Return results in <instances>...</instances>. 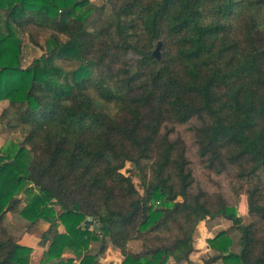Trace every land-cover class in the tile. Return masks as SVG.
<instances>
[{
	"label": "trees",
	"instance_id": "1",
	"mask_svg": "<svg viewBox=\"0 0 264 264\" xmlns=\"http://www.w3.org/2000/svg\"><path fill=\"white\" fill-rule=\"evenodd\" d=\"M108 2L113 16L91 30L90 0H0L1 120L25 136L0 150V264H31L5 225L21 195L26 228L50 224L40 264H98L109 244L122 264H181L216 217L239 231V251L223 231L207 264H264V0ZM39 34L44 52L23 68V37L40 46ZM193 119L206 166L248 184L249 224L221 195L191 191L168 123Z\"/></svg>",
	"mask_w": 264,
	"mask_h": 264
},
{
	"label": "rangeland",
	"instance_id": "2",
	"mask_svg": "<svg viewBox=\"0 0 264 264\" xmlns=\"http://www.w3.org/2000/svg\"><path fill=\"white\" fill-rule=\"evenodd\" d=\"M90 3L96 6L98 9L88 21L89 28L93 30L99 23L103 22L104 19L111 18L113 14L108 0H90ZM34 36L40 43V46L34 44L28 35L23 37V51L21 60V65L23 68L29 67L34 62V60L40 58L44 52V48L42 47V45H44V42L42 41L44 35L39 34ZM8 104V101L0 102V150L12 149V146L17 147L24 144L25 141V136L20 130L13 132H10V130L8 131L1 120V114L8 107ZM199 125L200 122L197 119H193L185 125L168 123L169 128H174L171 138H181L185 142L186 155L189 159L190 168L192 169L193 175L195 177V183L191 191L195 193L198 190H203L212 197L221 195L229 206H232L233 209L235 208L238 216L241 217L243 224L247 225L251 221L248 207V195L246 193L248 184L245 181L237 179L235 171L232 169L218 173L216 170H211L206 166V163H204L199 155L200 153L195 140L194 130ZM123 172L127 175H131L135 185L140 189V180L137 179V172L135 171L134 167L131 164H127ZM19 199L21 200L22 205H20L18 211L11 212L6 215L5 225L9 229L11 239L20 243L22 242L23 238L29 239L31 237L29 234H26L28 230L26 228V221H24L19 215V211L22 209V206L27 200L26 195H21ZM223 231H227L229 233L234 242L233 250L238 252L240 233L239 231L233 229V223L223 217L210 218L201 222L196 228L192 237L193 251L189 256V260L183 261L181 264H207V262L212 260L213 257L218 254L217 251L210 249L207 240L215 238ZM142 245V241L131 242L130 247L132 252L138 253L141 251ZM98 249L99 244H94L93 253H97ZM107 251L108 249H106V252H104V257L107 256ZM68 255L73 256L69 253ZM101 255L102 254L98 256V264H100L99 259ZM109 257L110 258H108V261L110 264H119V260L121 259L122 261V259H124L122 255L117 254L116 252H110ZM30 261L31 264H40L41 262L39 257H34L32 254ZM168 264H174V260L171 258ZM210 264H223V262L222 260H219L216 263Z\"/></svg>",
	"mask_w": 264,
	"mask_h": 264
},
{
	"label": "crops",
	"instance_id": "3",
	"mask_svg": "<svg viewBox=\"0 0 264 264\" xmlns=\"http://www.w3.org/2000/svg\"><path fill=\"white\" fill-rule=\"evenodd\" d=\"M50 228V224L45 222V221H39V223L36 226H33L32 228L28 229L26 234H29L31 238L26 239L23 238L22 242H20V244H23L25 246L31 247L33 249L32 255H34V257H39V260L41 261L44 257V255L46 254V252L49 249V242L45 239H43V234ZM60 233H64L66 230L64 228V226L60 225L58 228ZM32 234V236H31ZM132 242H137V241H132ZM131 242L129 243V250L131 249L130 247ZM108 251H107V256L104 257L103 254L101 255L100 259H99V263L100 264H110L109 263V253L110 252H116L117 254H120V251L116 248H114L111 244L108 245ZM132 252V249H131ZM134 253V252H132ZM68 255V253L65 254V257ZM189 260V259H188ZM123 261V259H122ZM121 259L119 260V264L122 263ZM76 263L79 264L78 261H76Z\"/></svg>",
	"mask_w": 264,
	"mask_h": 264
},
{
	"label": "water",
	"instance_id": "4",
	"mask_svg": "<svg viewBox=\"0 0 264 264\" xmlns=\"http://www.w3.org/2000/svg\"><path fill=\"white\" fill-rule=\"evenodd\" d=\"M160 50H161V43L158 44L157 48L155 49L153 53V55L159 60L161 59Z\"/></svg>",
	"mask_w": 264,
	"mask_h": 264
},
{
	"label": "built area",
	"instance_id": "5",
	"mask_svg": "<svg viewBox=\"0 0 264 264\" xmlns=\"http://www.w3.org/2000/svg\"><path fill=\"white\" fill-rule=\"evenodd\" d=\"M75 264H78V263H75Z\"/></svg>",
	"mask_w": 264,
	"mask_h": 264
}]
</instances>
